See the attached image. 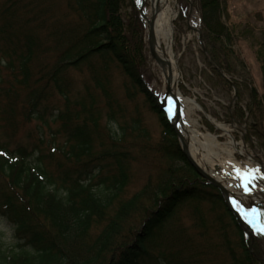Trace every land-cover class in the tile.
I'll use <instances>...</instances> for the list:
<instances>
[{
  "label": "trees",
  "instance_id": "1",
  "mask_svg": "<svg viewBox=\"0 0 264 264\" xmlns=\"http://www.w3.org/2000/svg\"><path fill=\"white\" fill-rule=\"evenodd\" d=\"M190 1L199 14L209 78L236 97L228 119L245 121L244 140H255L264 151V92L258 93L237 36L223 22V0H179L177 20L186 19ZM63 4L0 0V215L13 225L17 241L14 249L0 241V264H85L78 249L98 254L101 245L115 241L127 244L107 258L95 256L94 264H264L250 252L255 238L253 252L262 256L256 240L263 238L241 229L219 191L197 175L142 78L147 48L138 0ZM111 67L129 80L125 99L140 94L156 113L163 130L154 150L189 173L164 185L160 179L156 200L146 209L141 204L154 188L150 179L123 199L131 163L137 154L145 156L144 147L124 141L127 135L143 139L145 131L138 118L127 125L111 89ZM75 71L87 75L81 89ZM49 95L61 104L48 103ZM186 202L198 204L197 232H174L147 249L153 230ZM201 205L221 214L207 223ZM138 211H145L138 225L125 231L123 224ZM223 218L236 233L233 241Z\"/></svg>",
  "mask_w": 264,
  "mask_h": 264
},
{
  "label": "rangeland",
  "instance_id": "2",
  "mask_svg": "<svg viewBox=\"0 0 264 264\" xmlns=\"http://www.w3.org/2000/svg\"><path fill=\"white\" fill-rule=\"evenodd\" d=\"M53 1L57 3L59 8L64 5L63 0ZM145 1L144 13L150 18V2L149 0ZM169 2L173 13L171 23V56L175 64L173 72H175L174 74L177 77V90L183 97L193 100L200 107V111L191 109L189 112H186L184 105L181 103V118L184 121H188L198 132L210 134L215 138L213 151L218 162L237 166L241 170L260 169V166L264 167V151L260 149L255 140H252V144L244 140V136L247 133L245 121L237 122L228 119L227 110L236 100L234 91L229 92L225 88L215 85L209 78L210 71L205 64V55L202 53L195 31V29L200 28L198 12L192 9L190 1L186 19L184 21L177 20L180 11L179 0H169ZM223 10V22L236 34L242 58L251 72L254 86L259 94H263L264 0H223ZM161 43L163 44L164 41ZM146 48V66L142 67L141 75L149 89L156 95L155 84L158 82L160 71L157 67H153L155 62L149 55L147 43ZM108 73L111 77L112 92L120 101V105H122V114L125 116L124 119L127 125L131 123L132 119L138 118L141 129L145 131L143 139H137L136 135H127L124 141V144L136 143L137 146L144 147L145 151L143 154L145 156L137 154L136 159L131 163V179L126 191L123 193V199L139 191L150 179L154 184V188L146 193L144 202L141 204L146 209L153 204V200H156V187L159 186L160 179L162 181L161 184L164 185V183L167 184L174 178H187L189 177V173L177 161L164 160L154 150L160 144L163 129L156 113L149 109L144 97L138 94L135 96L134 101L126 100L124 97V87L129 84V80L117 68L111 67ZM73 77L78 89H81L82 82L87 81L86 73L78 74L75 71ZM181 85L185 88V92L180 91ZM22 93H25V91ZM49 96L48 103L54 105L61 104L60 99L53 95ZM245 100L246 98H243L241 106L245 104ZM183 113L184 115H182ZM103 126L104 123H102ZM213 168L218 174L228 179H237L234 170L223 167L219 163H216ZM250 190L258 191L264 197V181L262 179L255 181V186L251 187ZM237 201L241 203L242 207L250 209L251 205L245 198ZM197 206L198 204L194 202L183 203L175 210L170 219L167 220L165 218L162 221L163 225L153 230L151 236L144 242L146 248L150 251L153 250L154 245L162 242L164 238L174 232L180 236L185 233H196L197 226L195 222L197 214L195 208ZM257 208L264 209L259 205ZM198 210L202 212L203 218L207 223L215 221L216 217L221 214L220 210L212 214L207 205L199 206ZM144 212L138 211L130 219L128 218L127 223L123 224V229L126 231L133 226L136 227ZM223 219L224 226L228 225V220L226 218ZM226 229L227 231L225 232L229 240L233 241L236 238L234 229L231 226H226ZM248 233L254 235L251 231ZM209 234L215 242L220 243L222 241V237H218V235L213 234L211 231H209ZM260 237L264 238L262 235ZM254 239L252 240L253 243L255 242ZM0 241L5 247L13 249L17 243L14 238L13 225L1 215ZM121 244H123L122 241H115V243L105 242L103 246L101 245V251L98 254L93 250L87 252L80 248L77 251L80 257L79 261L85 264H94L96 262L95 256H98V259L102 255L107 258L115 247ZM256 244L260 248L262 257L264 258V239L259 238L256 240ZM223 259H226V256ZM32 261L35 262L34 259Z\"/></svg>",
  "mask_w": 264,
  "mask_h": 264
},
{
  "label": "bare ground",
  "instance_id": "3",
  "mask_svg": "<svg viewBox=\"0 0 264 264\" xmlns=\"http://www.w3.org/2000/svg\"><path fill=\"white\" fill-rule=\"evenodd\" d=\"M150 18L146 17V26L150 22L153 23V31L155 36L154 54L161 60L160 63L153 64V67H157L160 71L158 82L156 85V99L162 104L166 112L173 117L175 115V101H180L186 112L191 109L200 111V108L193 100L183 97L177 90L176 74L173 72V66L175 65L171 56V23H172V9L169 0H149ZM164 41L162 44L161 42ZM184 115V113L182 114ZM177 130L183 137V141L187 147V152L191 159L205 171L207 175L219 182L226 190L230 199L232 207V200H240L245 198L249 201L251 208H257L262 206L264 208V197L261 196L258 191L250 190V194L245 193L240 186V180L228 179L223 175L218 174L213 166L216 163L223 165V167L229 169H238L237 166L230 164L220 163L216 160L213 148L215 147V138L210 134H204L198 132L188 121H184L183 118L176 124ZM262 172L264 167L260 166ZM264 181V179H262ZM236 210V209H235ZM237 214L245 222L241 212L236 210ZM247 228L254 231L252 226L247 222ZM264 236V235H263Z\"/></svg>",
  "mask_w": 264,
  "mask_h": 264
},
{
  "label": "water",
  "instance_id": "4",
  "mask_svg": "<svg viewBox=\"0 0 264 264\" xmlns=\"http://www.w3.org/2000/svg\"><path fill=\"white\" fill-rule=\"evenodd\" d=\"M143 4V1H142ZM139 14L141 16L142 19H145V16L143 14L142 11V7L139 9ZM148 44H149V52L152 55V57L155 59V61L157 63H160L161 60L158 59L155 54H154V43H155V36H154V31H153V23L150 22L148 24ZM201 41V39H200ZM161 110L166 114L167 118L170 120L171 125L174 129V131L177 134L178 137V141L180 144V149L182 151V153L185 155L187 161L189 162V164L192 166V168L194 169V171L197 173V175H199L202 179H204L207 184L212 185L213 187L217 188L221 194V196L223 197L224 203L227 206V208L232 211V213L235 216L236 219V223L238 224V226L241 229H244L247 231L244 222L238 217V215L235 213V211L231 208V205L229 203V199H228V193L227 190L219 183L217 182L215 179H213L212 177H210L209 175H207L205 173V171L203 169H201L194 161L193 159H191V157L189 156L188 152H187V147L183 141V137L180 134V132L177 130L176 124L180 121V105L178 102H176V109H175V115L173 117H171L166 110L164 109V107L162 106L161 103H159Z\"/></svg>",
  "mask_w": 264,
  "mask_h": 264
},
{
  "label": "snow or ice",
  "instance_id": "5",
  "mask_svg": "<svg viewBox=\"0 0 264 264\" xmlns=\"http://www.w3.org/2000/svg\"><path fill=\"white\" fill-rule=\"evenodd\" d=\"M234 171L236 172V178L240 180V186L243 188L244 192L248 194H250L251 187L255 186V181L264 179V172L259 168L246 170L234 169ZM232 204L241 212L242 217L252 226L257 234L264 235V209H246L242 207L241 203L236 199L232 200Z\"/></svg>",
  "mask_w": 264,
  "mask_h": 264
}]
</instances>
